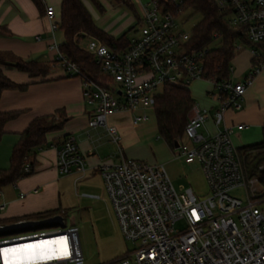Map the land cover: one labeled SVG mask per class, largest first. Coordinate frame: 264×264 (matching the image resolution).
<instances>
[{"label":"built area","instance_id":"2783aa9c","mask_svg":"<svg viewBox=\"0 0 264 264\" xmlns=\"http://www.w3.org/2000/svg\"><path fill=\"white\" fill-rule=\"evenodd\" d=\"M184 1L165 0L175 7ZM212 1L225 12L227 23L242 30L252 42L253 61L244 81L207 75L204 60L208 49H190L191 27L179 26L182 13L174 16L158 0L141 5L125 46L114 50L95 37L87 39L82 48L93 55L103 76L101 82L96 81L59 51L54 39L59 14L52 4L45 3L50 22L48 49L55 53L51 61L67 74L80 77L90 107L89 126L105 128L118 143L120 135L117 127L108 123L109 116L153 108L158 87L161 90L165 83L184 86L194 79H208L213 85L214 92L208 94L216 102L215 125L224 122L228 108H241L246 88L264 65V0ZM245 46L234 38V54ZM209 116L210 109L194 105L175 147L185 163L199 164L209 188L203 199L190 187L176 190L162 165L122 155L119 161L98 167L120 232L133 245L115 264H264V210L258 206L264 197H256L261 188L255 177H245L230 127L224 124L214 133L201 131ZM146 118V114L137 115L133 123ZM182 137L188 141L182 142ZM31 169L29 162L23 167L24 172ZM85 169V157L74 137L66 136L56 151L58 174L76 173L81 178ZM241 186L246 202L231 194ZM25 244L34 245L18 253L15 247ZM0 264H84L78 229L52 226L1 236Z\"/></svg>","mask_w":264,"mask_h":264},{"label":"crops","instance_id":"0c3cea01","mask_svg":"<svg viewBox=\"0 0 264 264\" xmlns=\"http://www.w3.org/2000/svg\"><path fill=\"white\" fill-rule=\"evenodd\" d=\"M42 3L43 10L37 8L32 0H0V27L7 31L0 33V51H9L24 59L51 62L55 53L48 49L51 42L50 22L45 16L44 7L45 3L54 4L51 0H42ZM59 7L56 9L58 14ZM139 16L140 11L133 19L134 25ZM239 53H235L231 61L235 60L240 69L239 73H242L249 68L253 59L250 50L240 59L237 57ZM3 67L9 79L27 86L23 90L5 89L0 94V111H19L15 118L8 120L3 126L0 137V169L9 166L13 146L20 133L35 117L56 114L59 110L66 120L61 128L46 133V145L38 148L32 157L31 172L13 183L6 184L0 190V203H4V208L0 209V224L45 211L61 212L71 205L69 196L72 183L75 185L78 180L95 176L102 179L98 167L120 160L114 159L108 151L113 141L105 128L88 125L90 107L84 100L80 77L69 75L62 69H54L45 76H31L28 72L12 66ZM246 91L240 109L228 108L221 125L205 124L201 131L214 133L225 124L232 130V141L242 143L240 146L250 144L259 137L262 139L264 65ZM254 94L259 98L252 100ZM119 116L116 113L107 119L118 130L121 128V124H118ZM68 135L74 137L86 160L85 174L81 178L76 173L61 175L56 170L57 147ZM83 195L97 197L90 192Z\"/></svg>","mask_w":264,"mask_h":264},{"label":"trees","instance_id":"16d2710c","mask_svg":"<svg viewBox=\"0 0 264 264\" xmlns=\"http://www.w3.org/2000/svg\"><path fill=\"white\" fill-rule=\"evenodd\" d=\"M32 1L39 9L43 10L42 0ZM89 1L100 11L104 10L98 0ZM114 1L123 3L134 10L130 0ZM158 2L174 16H178L186 10H192L201 15L200 19L191 27L188 47L190 49H208L205 54L204 67L209 76L230 77V64L234 56L232 49L234 38H239L246 45L253 46L252 42L245 38L242 30L234 29L227 23L225 12L220 11L212 0H185L178 7L165 2V0H158ZM58 31L63 36V41L59 44V51L67 59L76 63L83 74L100 82L103 80V76L100 74L99 67L93 55L82 48L80 41L92 36L114 50L125 46L128 42L126 32L119 36H113L101 29L95 23L83 0H60ZM2 32L7 33L4 27H0V33ZM7 65L28 72L31 76H45L54 69H61L54 61L47 63L35 59H24L9 51H0V94L5 89L23 90L27 86V84L16 83L6 76L3 66ZM194 105L195 100L190 90L181 85L165 83L155 96L153 112L157 131L169 146L174 147L175 141L181 138L188 115ZM18 114L19 111H0V137L3 134L4 124ZM65 120L63 113L58 110L56 114L37 116L30 121L12 148L9 166L0 169V190L6 184L13 183L31 172H24V165L27 162L31 166L33 165L34 153L38 148L46 145V133L61 128ZM262 133L260 141L237 147L246 178L255 177L259 172L264 171L262 168L264 165V123ZM58 213L62 214V211L35 213L19 219H10L7 223L26 219H41Z\"/></svg>","mask_w":264,"mask_h":264},{"label":"rangeland","instance_id":"374dc122","mask_svg":"<svg viewBox=\"0 0 264 264\" xmlns=\"http://www.w3.org/2000/svg\"><path fill=\"white\" fill-rule=\"evenodd\" d=\"M51 1L55 8L58 9L59 0ZM83 1L95 23L101 29L116 36L125 32L126 35L131 34L128 30H131L135 26L133 22L135 15L139 13L141 5L149 0H130L134 10L114 0H98L104 8L103 11H100L89 0ZM200 17L201 15L199 13L186 10L181 14L180 19H178L179 26L189 30ZM90 37L92 36L81 40V46H84ZM62 41V33L57 31V44H60ZM249 50L250 46H245L243 50L238 51L240 53L237 57L240 59L241 56L248 54ZM230 66V79L234 82L244 81L250 72L248 68L246 71L244 70L242 73H239L240 69L237 67L235 60L231 61ZM184 86L190 90L195 100V106L199 109H210V116L205 121V124L208 126L210 123L213 124L212 114L216 107V102L208 94L209 92H214L211 81L208 79H194L185 83ZM160 91V87H158L156 89L157 94ZM251 98L252 100H256L259 96H255L254 94ZM119 114L118 124H121V128H119L118 133L120 140L118 143L112 140L113 142L111 141L112 144L108 149L114 159L118 160L123 155L124 157L139 159L152 165H162L176 190L190 187L198 198L203 199L208 196V184L199 164L197 162L192 164L185 163L184 159L177 155L176 148L167 144L165 139L157 131L153 108L148 107L145 109H137L134 112H120ZM143 114H146L147 118L134 124L133 119L137 115ZM260 140L261 137L251 143ZM181 141L187 142L188 140L182 137ZM233 142L235 146L242 144L237 141ZM262 168H264V165ZM255 178L257 179L258 186L261 188L256 192V197L261 199L264 197V171L259 172ZM71 185V194L69 196L71 205L63 209L62 214L65 226H76L78 229L83 263L115 264V261L131 251L133 245L123 238L120 232L107 200L102 179L98 176L93 178L88 177L78 180L75 185L73 183ZM88 192L95 194L97 197L83 195ZM231 194L241 197L245 202L247 200L246 191L243 186L233 189ZM258 206L264 210V200Z\"/></svg>","mask_w":264,"mask_h":264},{"label":"water","instance_id":"95a60500","mask_svg":"<svg viewBox=\"0 0 264 264\" xmlns=\"http://www.w3.org/2000/svg\"><path fill=\"white\" fill-rule=\"evenodd\" d=\"M178 146V141H175L174 147ZM64 217L61 214H54L41 219H26L16 222L0 224V237L26 232L29 230H36L52 226H64Z\"/></svg>","mask_w":264,"mask_h":264},{"label":"bare ground","instance_id":"6f19581e","mask_svg":"<svg viewBox=\"0 0 264 264\" xmlns=\"http://www.w3.org/2000/svg\"><path fill=\"white\" fill-rule=\"evenodd\" d=\"M40 243V242H39ZM42 243H44V242H42ZM31 245H34V244H29V245H27V244H25V245H17L16 247H15V249H16V251L18 252V253H20V252H23V251H26L28 248V246H31ZM36 246H38V243L36 244ZM23 247V248H22Z\"/></svg>","mask_w":264,"mask_h":264},{"label":"snow or ice","instance_id":"6c2138e0","mask_svg":"<svg viewBox=\"0 0 264 264\" xmlns=\"http://www.w3.org/2000/svg\"><path fill=\"white\" fill-rule=\"evenodd\" d=\"M61 243H63V242H61ZM65 251H66V249H65Z\"/></svg>","mask_w":264,"mask_h":264}]
</instances>
